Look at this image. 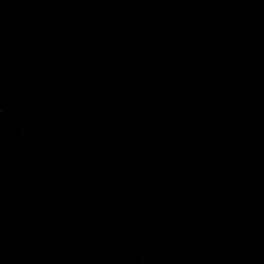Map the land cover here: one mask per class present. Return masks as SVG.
<instances>
[{"label":"trees","instance_id":"obj_1","mask_svg":"<svg viewBox=\"0 0 264 264\" xmlns=\"http://www.w3.org/2000/svg\"><path fill=\"white\" fill-rule=\"evenodd\" d=\"M0 34V264H264V0H0Z\"/></svg>","mask_w":264,"mask_h":264},{"label":"rangeland","instance_id":"obj_2","mask_svg":"<svg viewBox=\"0 0 264 264\" xmlns=\"http://www.w3.org/2000/svg\"><path fill=\"white\" fill-rule=\"evenodd\" d=\"M9 47H10V50H9ZM8 51H10V56L9 54L7 53ZM14 52V48L11 47L10 45V42L8 39H4L3 36L0 34V73H1V76L3 79H9V77L5 74V70L10 66L12 65L11 63H14L13 60H12V53ZM10 57V58H9ZM3 110H0V113H2ZM3 143V142H2ZM27 167V163L25 164H19V165H14V163L11 161L10 164H9V171L13 174L16 175V177L21 174V172L24 170V168ZM17 179H22L21 177L20 178H17ZM26 181L23 179V180H20L17 182V185H16V188L13 190V194H11L10 196L12 197H17L19 195V191H20V188L23 186V185H26ZM9 205V202L6 203L5 207H4V210L6 211L8 209V206ZM6 226V223L4 224V226L2 227V229ZM154 264H165L163 262H160V261H156Z\"/></svg>","mask_w":264,"mask_h":264},{"label":"water","instance_id":"obj_3","mask_svg":"<svg viewBox=\"0 0 264 264\" xmlns=\"http://www.w3.org/2000/svg\"><path fill=\"white\" fill-rule=\"evenodd\" d=\"M45 81H46V79H45Z\"/></svg>","mask_w":264,"mask_h":264}]
</instances>
